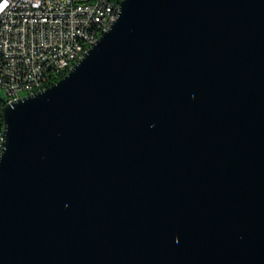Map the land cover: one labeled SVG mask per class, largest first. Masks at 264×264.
<instances>
[{
	"label": "water",
	"instance_id": "95a60500",
	"mask_svg": "<svg viewBox=\"0 0 264 264\" xmlns=\"http://www.w3.org/2000/svg\"><path fill=\"white\" fill-rule=\"evenodd\" d=\"M3 118L0 264H264V0H120Z\"/></svg>",
	"mask_w": 264,
	"mask_h": 264
},
{
	"label": "built area",
	"instance_id": "2783aa9c",
	"mask_svg": "<svg viewBox=\"0 0 264 264\" xmlns=\"http://www.w3.org/2000/svg\"><path fill=\"white\" fill-rule=\"evenodd\" d=\"M120 0H13L0 14V99L4 105L42 88L85 56L118 16ZM4 119H0V156Z\"/></svg>",
	"mask_w": 264,
	"mask_h": 264
},
{
	"label": "bare ground",
	"instance_id": "6f19581e",
	"mask_svg": "<svg viewBox=\"0 0 264 264\" xmlns=\"http://www.w3.org/2000/svg\"><path fill=\"white\" fill-rule=\"evenodd\" d=\"M110 26H111V25H107V29H108ZM101 34H102V33H97V35L95 36V40H93V41L90 43V45L88 46V51H89V49L92 47V45L95 44V43L97 42V40L99 39V37H100ZM80 59H81V58H79L78 60L75 61V58H66V59H64V67H65V68H70V65H69L70 63L75 64V63L78 62ZM61 72H62V68H54V77L56 78V75L58 76L59 73H61ZM49 84H50V82H49V83H43V84H42V88L45 87V86H47V85H49ZM3 139H4V129H3V133H2V143H3ZM1 152H2V150H1Z\"/></svg>",
	"mask_w": 264,
	"mask_h": 264
},
{
	"label": "trees",
	"instance_id": "16d2710c",
	"mask_svg": "<svg viewBox=\"0 0 264 264\" xmlns=\"http://www.w3.org/2000/svg\"><path fill=\"white\" fill-rule=\"evenodd\" d=\"M69 70L68 69H65L64 71H62L61 73H59V75L57 76L56 75V78L53 77V79H51L49 82L52 83L54 82L55 80H57L58 78H60L61 76H63L67 71ZM3 106H4V101L0 99V119L3 120Z\"/></svg>",
	"mask_w": 264,
	"mask_h": 264
},
{
	"label": "clouds",
	"instance_id": "9594fccd",
	"mask_svg": "<svg viewBox=\"0 0 264 264\" xmlns=\"http://www.w3.org/2000/svg\"><path fill=\"white\" fill-rule=\"evenodd\" d=\"M13 0H0V14H3L6 8L10 7Z\"/></svg>",
	"mask_w": 264,
	"mask_h": 264
},
{
	"label": "rangeland",
	"instance_id": "374dc122",
	"mask_svg": "<svg viewBox=\"0 0 264 264\" xmlns=\"http://www.w3.org/2000/svg\"><path fill=\"white\" fill-rule=\"evenodd\" d=\"M69 65H70V67H71V66H73L74 64L70 63Z\"/></svg>",
	"mask_w": 264,
	"mask_h": 264
}]
</instances>
